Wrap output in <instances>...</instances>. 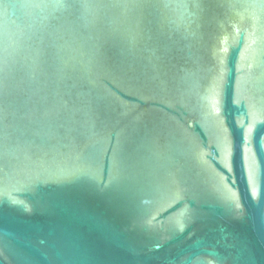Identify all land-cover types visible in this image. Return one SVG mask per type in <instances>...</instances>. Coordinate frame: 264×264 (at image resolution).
<instances>
[{"label": "water", "instance_id": "obj_1", "mask_svg": "<svg viewBox=\"0 0 264 264\" xmlns=\"http://www.w3.org/2000/svg\"><path fill=\"white\" fill-rule=\"evenodd\" d=\"M0 264H264V0H0Z\"/></svg>", "mask_w": 264, "mask_h": 264}]
</instances>
